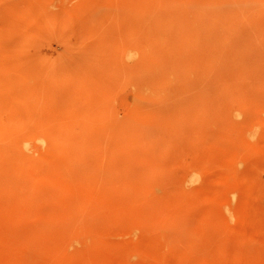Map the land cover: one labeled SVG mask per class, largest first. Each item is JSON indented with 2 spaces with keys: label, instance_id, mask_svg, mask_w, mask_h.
Here are the masks:
<instances>
[{
  "label": "rangeland",
  "instance_id": "rangeland-1",
  "mask_svg": "<svg viewBox=\"0 0 264 264\" xmlns=\"http://www.w3.org/2000/svg\"><path fill=\"white\" fill-rule=\"evenodd\" d=\"M0 264H264V0H0Z\"/></svg>",
  "mask_w": 264,
  "mask_h": 264
}]
</instances>
